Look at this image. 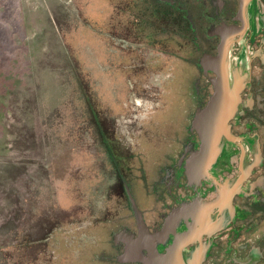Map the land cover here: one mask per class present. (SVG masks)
<instances>
[{
  "label": "flooded vegetation",
  "instance_id": "obj_1",
  "mask_svg": "<svg viewBox=\"0 0 264 264\" xmlns=\"http://www.w3.org/2000/svg\"><path fill=\"white\" fill-rule=\"evenodd\" d=\"M112 12L118 18L133 14L134 19L121 25L117 36L111 30V10L105 9L107 69L112 61L110 44L123 54L142 43L157 52L162 59L150 70L146 68L142 76L158 81L152 83L153 95L146 99V93L137 94L140 98H134L130 108L150 109L149 103L164 108L180 90L183 109L173 123L180 132L174 137V128H160L164 136L155 143L167 148L166 163L155 172H145L134 167L138 146L131 136L135 127L142 126L136 114L129 111L122 124L107 114H101L99 120L93 115L91 137L103 168L96 172L102 186L96 192L85 188V193H77L76 200L83 202V208L72 221L75 233L90 242V253L97 252L102 264H264V0H118ZM147 28L153 35L141 42ZM225 41L232 42L231 66L245 73L248 83L241 93L240 112L230 122L234 140L225 144L208 171L211 178L192 182L186 162L199 149L200 140L191 121L212 95V79L216 77L202 65L201 58L217 56ZM190 47L200 53L194 65L198 77L193 84L196 107L192 114L190 109L185 111L184 82L180 89H174L173 74L162 72L165 55L185 58ZM127 60L122 58L123 63ZM130 61L134 66L126 64L123 69H142V57ZM163 85L166 90L160 89ZM124 100L115 101L120 110L126 106ZM164 129H168L166 135ZM212 179L239 183L240 189L232 198L234 216L228 225L206 231L196 218L204 216V203L217 197ZM166 221L170 226L165 229ZM131 248L133 256H127ZM167 255L172 261L159 260Z\"/></svg>",
  "mask_w": 264,
  "mask_h": 264
},
{
  "label": "rangeland",
  "instance_id": "obj_2",
  "mask_svg": "<svg viewBox=\"0 0 264 264\" xmlns=\"http://www.w3.org/2000/svg\"><path fill=\"white\" fill-rule=\"evenodd\" d=\"M117 1L0 0V228L9 229L0 232V264H102L72 225L83 208L77 193L102 186L96 172L103 168L91 137L93 115L99 120L107 114L122 124L129 111L136 114L142 126L130 135L138 146L134 167L145 172L166 163L167 148L155 143L164 136L160 128H174V137L180 132L173 124L183 109L180 90L164 108L151 103L146 110L130 108L140 98L137 94L153 95L152 83L158 81L142 76L162 59L157 52L142 43L126 55L110 44L112 61L109 69L105 65V9L111 10V30L117 36L121 25L134 19L128 13L113 15ZM142 35L146 42L153 32L147 28ZM199 54L190 47L185 58L163 57L162 72L173 74L174 89L184 82L190 114L196 107ZM134 57H142V69H123L134 66ZM118 100H124L126 109L117 108Z\"/></svg>",
  "mask_w": 264,
  "mask_h": 264
},
{
  "label": "water",
  "instance_id": "obj_3",
  "mask_svg": "<svg viewBox=\"0 0 264 264\" xmlns=\"http://www.w3.org/2000/svg\"><path fill=\"white\" fill-rule=\"evenodd\" d=\"M231 43L223 42L217 56L204 55L201 58L202 65L211 69L216 77L212 79V95L203 108L197 109L191 121V128L200 140L199 149L186 162L187 175L192 182L211 178L208 171L222 154L225 144L234 140L230 122L240 112L241 93L247 86L248 78L229 62ZM212 183L217 197L204 203L201 208L204 216L196 218L206 231L220 230L228 225L234 216L232 198L240 189L239 183L234 184L230 180L219 183L212 179ZM169 223L166 221L165 229L170 226ZM126 255L133 256L132 248ZM159 260L168 262L172 258L167 255Z\"/></svg>",
  "mask_w": 264,
  "mask_h": 264
},
{
  "label": "trees",
  "instance_id": "obj_4",
  "mask_svg": "<svg viewBox=\"0 0 264 264\" xmlns=\"http://www.w3.org/2000/svg\"><path fill=\"white\" fill-rule=\"evenodd\" d=\"M15 181H16V178H15ZM7 225V224H5ZM8 228L6 226H3L2 228H0V232H3V233H7L8 232ZM4 250V249H3ZM18 250H19V247H18ZM3 254V253H2ZM5 256V255H4Z\"/></svg>",
  "mask_w": 264,
  "mask_h": 264
}]
</instances>
